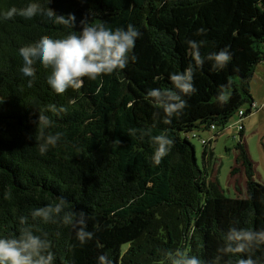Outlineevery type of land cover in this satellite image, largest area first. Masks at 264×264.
<instances>
[{
	"label": "trees",
	"instance_id": "16d2710c",
	"mask_svg": "<svg viewBox=\"0 0 264 264\" xmlns=\"http://www.w3.org/2000/svg\"><path fill=\"white\" fill-rule=\"evenodd\" d=\"M29 2L0 0V17L17 9L0 18V236L17 235L19 217L27 216L36 234L47 233L54 264H97L100 254L113 264H171L170 255L180 252L201 264L248 257L264 264V244L220 251L230 228L264 229V184L254 178L245 143L235 147L246 168L245 196L231 198L194 162L190 140L191 133L223 131L246 106L244 118L252 112L251 82L264 61V0H32L43 11L25 18L18 12ZM82 20L139 30L125 68L59 94L39 62L32 77L19 71L20 47L42 36L62 38L80 30ZM190 39L203 63H196ZM224 48L230 60L213 69L208 53ZM188 68L195 90L165 123L146 93L170 90L169 74ZM40 111L50 126L38 125ZM56 133L57 143L42 154L43 137ZM156 135L172 141L159 165L151 160ZM210 144L203 143L205 162L213 156ZM61 197L66 203L56 222L32 219V209ZM80 211L93 233L83 244L76 227L60 219Z\"/></svg>",
	"mask_w": 264,
	"mask_h": 264
},
{
	"label": "clouds",
	"instance_id": "9594fccd",
	"mask_svg": "<svg viewBox=\"0 0 264 264\" xmlns=\"http://www.w3.org/2000/svg\"><path fill=\"white\" fill-rule=\"evenodd\" d=\"M43 11L40 6L32 2L26 7L19 9L18 14L25 18H31L38 12ZM17 13V9H10L7 14L0 18H10ZM52 17V10L46 13ZM56 14V13H55ZM61 21L70 20L74 23L75 17L61 16L56 14ZM204 32V29H198ZM140 36L139 30L132 24L126 28L115 29L106 27L104 24H89L86 20L81 21L78 31L68 33L62 38L42 36L38 41L19 48V55L23 64L19 71L26 77L33 76V64L39 62L45 68L50 69L47 76V84L57 94L64 93L66 89H78L83 79L96 80L103 75L112 74L126 67L130 53L135 47L136 40ZM188 45L194 50L196 63H203L199 56V44L195 40H188ZM231 58L227 48L217 52L208 53L207 59L212 62L213 69H223ZM132 59H135L132 56ZM171 89L150 88L146 97L149 102L162 108L164 122L169 123L173 115H178L185 106L184 95L191 94L195 88L193 84V72L190 68L182 72L169 74ZM38 125L50 126V119L40 111ZM60 134H49L43 137L39 150L43 154L49 146H54ZM154 145L151 160L159 165L161 159L170 150L172 141L166 135L152 137ZM66 201L63 197L59 203L48 204L43 207L34 208L30 212L33 220L39 219L43 223L56 222L62 212ZM62 222L76 227V238L81 244L93 236L87 231V213H65ZM20 229L17 235L0 236V264H54V254L50 250L51 242L46 238L47 233L36 234L32 225L28 223L27 216L19 217ZM78 226V227H77ZM264 244V229H238L230 228L224 235V246L222 252H245L251 246ZM171 264H201L196 255H185L180 252L175 257L170 255ZM97 264H113L107 254L97 257ZM237 264H256L251 257L241 258Z\"/></svg>",
	"mask_w": 264,
	"mask_h": 264
},
{
	"label": "rangeland",
	"instance_id": "374dc122",
	"mask_svg": "<svg viewBox=\"0 0 264 264\" xmlns=\"http://www.w3.org/2000/svg\"><path fill=\"white\" fill-rule=\"evenodd\" d=\"M256 72L251 82V92L255 100V108L241 121L235 114L228 126L218 130L190 134V140L195 146L197 162L201 170L207 169L208 181L217 182L224 194L231 198L243 197L246 191V168L242 162L237 163L236 145L245 143L248 150L252 173L256 181L264 184V76ZM264 73V71H261ZM248 107H244L246 111ZM241 125H244L241 130ZM201 138L212 142L211 160L203 158L204 145Z\"/></svg>",
	"mask_w": 264,
	"mask_h": 264
},
{
	"label": "built area",
	"instance_id": "2783aa9c",
	"mask_svg": "<svg viewBox=\"0 0 264 264\" xmlns=\"http://www.w3.org/2000/svg\"><path fill=\"white\" fill-rule=\"evenodd\" d=\"M256 105V104H255ZM255 108V106H254ZM239 117L241 118V121L243 122V119H244V110H240L239 113H238ZM243 126L244 125H241V130L243 129ZM202 140V143H208L209 141L205 140V139H201Z\"/></svg>",
	"mask_w": 264,
	"mask_h": 264
},
{
	"label": "crops",
	"instance_id": "0c3cea01",
	"mask_svg": "<svg viewBox=\"0 0 264 264\" xmlns=\"http://www.w3.org/2000/svg\"><path fill=\"white\" fill-rule=\"evenodd\" d=\"M258 71H260L259 73L262 74V76H264V73H261V71H264V61L256 69V72Z\"/></svg>",
	"mask_w": 264,
	"mask_h": 264
},
{
	"label": "water",
	"instance_id": "95a60500",
	"mask_svg": "<svg viewBox=\"0 0 264 264\" xmlns=\"http://www.w3.org/2000/svg\"><path fill=\"white\" fill-rule=\"evenodd\" d=\"M192 155H193V158H194V162L198 165L197 157H196V150H195L194 147H193V149H192Z\"/></svg>",
	"mask_w": 264,
	"mask_h": 264
}]
</instances>
